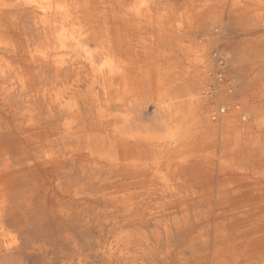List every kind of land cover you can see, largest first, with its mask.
<instances>
[{
    "label": "bare ground",
    "instance_id": "6f19581e",
    "mask_svg": "<svg viewBox=\"0 0 264 264\" xmlns=\"http://www.w3.org/2000/svg\"><path fill=\"white\" fill-rule=\"evenodd\" d=\"M182 1L0 0V250L20 248L9 222L35 208L51 171L70 177L53 186L51 211L103 217L111 253L124 226L145 220L186 232L197 264H264V17L240 19L226 0L179 13ZM225 21L245 47L224 71L213 61H224ZM238 100L240 117L227 119ZM161 143L165 171L153 170ZM224 175L233 183L215 184Z\"/></svg>",
    "mask_w": 264,
    "mask_h": 264
},
{
    "label": "rangeland",
    "instance_id": "374dc122",
    "mask_svg": "<svg viewBox=\"0 0 264 264\" xmlns=\"http://www.w3.org/2000/svg\"><path fill=\"white\" fill-rule=\"evenodd\" d=\"M193 1L194 3H192ZM182 2L178 11L179 13H184L192 4H200L202 1L183 0ZM232 3H236L234 9L240 19L264 17V0H226L225 5L228 7ZM140 21L144 22V19H140ZM177 21L179 22V20ZM147 29V31H151V29ZM234 30L225 21L223 32L218 38V46L215 50L217 54L220 53L224 61L221 63L222 60L216 58L213 61L215 69L222 68L224 71L227 70V66L233 63L237 55L236 53L242 47H245V43H242L240 37L236 36L237 33ZM170 31L173 32L172 39L174 40L175 47L179 48L181 44L182 46L188 45V38H179L181 31H173V28ZM197 41L202 43L201 36ZM178 48L177 53L179 54L176 55L180 57ZM181 67V63H176V70H180ZM227 80L228 77L225 76L223 80L225 83L222 84V88L226 90L229 88L227 90L228 93L235 92L234 87H232V81L228 80L227 82ZM218 92L219 89L215 91V94L219 98ZM239 97L241 96L239 95ZM233 104L234 109H228L224 112L227 119L240 117L241 115L240 108L243 100H238ZM147 109L145 122L149 123L154 116L152 106H148ZM164 116V112L162 111L157 116L158 123L154 126V130L158 134L164 132V127L161 124ZM248 123L254 124L251 120ZM255 130L258 131L259 128L256 127ZM162 145L161 143L160 146L152 149L161 161L159 166L153 170L159 169L165 171V162L162 158ZM16 147L17 153L15 157L20 158L24 153L20 151L18 144ZM261 162H264V157ZM58 176L57 178H52L51 171L45 173L43 177L47 181V193L37 195L34 198L33 207L35 208H32L31 211L26 213L19 212L10 220L11 229L15 228L14 231L18 233L21 244L18 250L11 253L0 250V264H197L195 262L196 250L194 255L189 250L190 236L186 232L177 231L175 227H172V229H169V233L166 234L162 228L155 227L151 222L145 220L136 223V226H124L129 235L121 243L120 251L117 250L115 253L109 252L106 250L105 245L112 240L114 232L110 231L111 224L105 223L103 217L98 216L91 209L85 208L81 209L77 216H71L68 219L56 217L51 211L52 202L55 199L51 194L53 186L56 187V183L59 181H61L60 186L64 187L63 189L69 185L68 180H70V177L61 178L63 174H58ZM255 180L258 181V186L264 187V178L256 177ZM157 183L161 184L159 180H157ZM218 183L230 186L233 183V179H230L228 175H224L221 178L215 179V184ZM43 201L46 202L45 205H43ZM120 219L122 220V218ZM157 231L160 233L159 237H157ZM144 235H148L150 239H148L147 243L142 237Z\"/></svg>",
    "mask_w": 264,
    "mask_h": 264
},
{
    "label": "crops",
    "instance_id": "0c3cea01",
    "mask_svg": "<svg viewBox=\"0 0 264 264\" xmlns=\"http://www.w3.org/2000/svg\"><path fill=\"white\" fill-rule=\"evenodd\" d=\"M261 31H262V29L261 30L257 29L256 31H254L253 35H255V36L259 35ZM247 58H249V56H247ZM242 67H243V69H245V68H248L249 65L248 64H243Z\"/></svg>",
    "mask_w": 264,
    "mask_h": 264
}]
</instances>
